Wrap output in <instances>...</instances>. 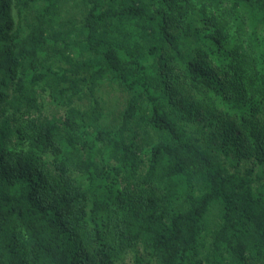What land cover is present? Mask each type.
Returning a JSON list of instances; mask_svg holds the SVG:
<instances>
[{
  "label": "trees",
  "instance_id": "1",
  "mask_svg": "<svg viewBox=\"0 0 264 264\" xmlns=\"http://www.w3.org/2000/svg\"><path fill=\"white\" fill-rule=\"evenodd\" d=\"M129 259L264 264V0H0V264Z\"/></svg>",
  "mask_w": 264,
  "mask_h": 264
},
{
  "label": "rangeland",
  "instance_id": "2",
  "mask_svg": "<svg viewBox=\"0 0 264 264\" xmlns=\"http://www.w3.org/2000/svg\"><path fill=\"white\" fill-rule=\"evenodd\" d=\"M75 4L76 3H71L67 5L68 9L70 7L71 12L73 14H76L77 12L81 10V7L75 6ZM105 97H106L108 108L111 109L112 113L115 112V116L119 115L120 113L119 111L123 109V105H124V94L122 92L116 91L115 89L111 88V89H108V92H106ZM218 217H219V212L216 211L212 216V220L216 222ZM128 262L129 264H132V262L130 263V259L128 260Z\"/></svg>",
  "mask_w": 264,
  "mask_h": 264
}]
</instances>
